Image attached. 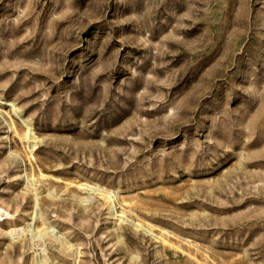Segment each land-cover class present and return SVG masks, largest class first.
<instances>
[{
    "label": "rangeland",
    "instance_id": "1",
    "mask_svg": "<svg viewBox=\"0 0 264 264\" xmlns=\"http://www.w3.org/2000/svg\"><path fill=\"white\" fill-rule=\"evenodd\" d=\"M0 264H264V0H0Z\"/></svg>",
    "mask_w": 264,
    "mask_h": 264
},
{
    "label": "bare ground",
    "instance_id": "2",
    "mask_svg": "<svg viewBox=\"0 0 264 264\" xmlns=\"http://www.w3.org/2000/svg\"><path fill=\"white\" fill-rule=\"evenodd\" d=\"M25 124H26L25 137L27 138L28 150H29L30 153H32L33 150H35V147L37 145L36 142H35L36 138L34 137V135L32 133V128H31V125H30V121L26 120ZM99 195L103 198L104 204H105L106 209H107V215L109 217H111V218L117 217V218H120V219L123 218V216L115 214V212H114L115 209L114 208H115L116 204H115V200L113 199V197L111 195H108L106 193L105 194L102 193V194H99ZM6 216H7V214H6ZM134 226H135V228L140 227L139 224H135Z\"/></svg>",
    "mask_w": 264,
    "mask_h": 264
}]
</instances>
